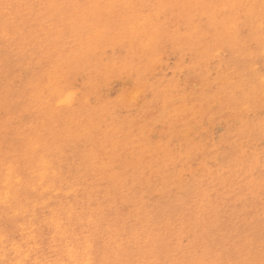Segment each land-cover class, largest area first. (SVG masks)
Instances as JSON below:
<instances>
[{
	"label": "clouds",
	"instance_id": "clouds-1",
	"mask_svg": "<svg viewBox=\"0 0 264 264\" xmlns=\"http://www.w3.org/2000/svg\"><path fill=\"white\" fill-rule=\"evenodd\" d=\"M0 264H264V0H0Z\"/></svg>",
	"mask_w": 264,
	"mask_h": 264
}]
</instances>
